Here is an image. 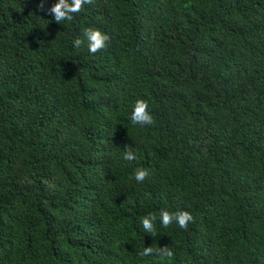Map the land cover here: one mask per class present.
<instances>
[{
	"label": "trees",
	"instance_id": "1",
	"mask_svg": "<svg viewBox=\"0 0 264 264\" xmlns=\"http://www.w3.org/2000/svg\"><path fill=\"white\" fill-rule=\"evenodd\" d=\"M40 3L0 0V264H264V0H93L60 24ZM89 26L95 54L72 43Z\"/></svg>",
	"mask_w": 264,
	"mask_h": 264
},
{
	"label": "clouds",
	"instance_id": "2",
	"mask_svg": "<svg viewBox=\"0 0 264 264\" xmlns=\"http://www.w3.org/2000/svg\"><path fill=\"white\" fill-rule=\"evenodd\" d=\"M93 0H56V2L50 7L44 8V0H41L40 8L45 11L46 14L52 15L54 21L60 24L62 21L71 22L74 19L75 14L80 13L85 5L92 4ZM83 38H76L72 43L73 47H81L85 41L87 50L90 54H95L108 47L111 37L103 31L95 27H85L83 30ZM131 122L134 125L151 126L155 124V119L152 113L149 111V103L144 98H137L133 104L132 112L130 115ZM125 161L137 160V155L132 151L131 147H125L123 154ZM149 170L140 166L134 170V179L138 183H143L149 176ZM157 216L153 213L145 215L141 219V224L146 233H151L153 236L157 235L155 222ZM194 221V217L190 211L178 209L175 211H169L167 209H161L159 211V222L167 228L173 223L178 225L182 230H187L189 224ZM141 257L158 256L162 259L171 260L174 257V252L168 247L153 248L152 246L143 247L142 251L138 253Z\"/></svg>",
	"mask_w": 264,
	"mask_h": 264
}]
</instances>
